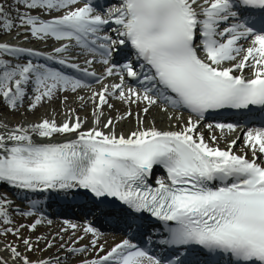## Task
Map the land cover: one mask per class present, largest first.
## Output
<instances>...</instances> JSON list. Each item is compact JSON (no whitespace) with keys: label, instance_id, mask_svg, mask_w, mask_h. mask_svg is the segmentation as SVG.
Here are the masks:
<instances>
[{"label":"snow or ice","instance_id":"1","mask_svg":"<svg viewBox=\"0 0 264 264\" xmlns=\"http://www.w3.org/2000/svg\"><path fill=\"white\" fill-rule=\"evenodd\" d=\"M81 2L0 0V37L15 29L26 40L58 42L44 53L0 39V106L15 111L27 99V110L34 111L58 94H65L66 101L67 93L90 90L87 100L79 99L85 101L82 107L91 101L94 125L105 117V107L115 108L114 99L136 106L137 128L127 136L116 134V124L134 115L125 110L104 120L107 132L97 127L83 131L85 121L67 114L62 123L42 118L28 127L0 131V184L49 194L51 200L86 213L104 205L103 215L144 235L159 221L166 236L158 243L175 250L161 260L124 239L107 254L80 264H185V250L198 257L190 264H264V164L257 162V153L264 156V127L244 134L251 160L234 153L236 139L221 149L210 146L200 131L206 114L264 112V0H118L106 11L93 0L76 7ZM249 68L251 78L243 74ZM153 107L184 110L189 118L177 131L143 127ZM207 128L236 130L231 123ZM57 134H75V139L34 140L52 141ZM210 139L217 142L215 136ZM157 167L166 179L157 178L152 186ZM10 205L0 196V224L5 226L0 235L20 240L25 252H33L41 240L46 245L41 251L56 246L55 237L33 242L20 235L25 227L34 232L42 218L7 227L12 223ZM68 229L72 235L67 241L61 237L58 251L83 256L97 247L95 239L81 244L97 236L90 224L79 229L83 235H77L76 224L61 231ZM0 264H61V257L34 262L17 246L3 244Z\"/></svg>","mask_w":264,"mask_h":264},{"label":"bare ground","instance_id":"2","mask_svg":"<svg viewBox=\"0 0 264 264\" xmlns=\"http://www.w3.org/2000/svg\"><path fill=\"white\" fill-rule=\"evenodd\" d=\"M15 33V32H14ZM12 33V34H14ZM11 34V35H12ZM9 35L8 37H1V39L3 41L6 42H10L12 45L14 46H20V47H24L26 46V44H23V41H26L27 43H29L30 41H33L34 39H25V37H17L15 34L14 35ZM16 41V42H15ZM46 47H48V45H44V49H46ZM25 48V47H24ZM41 49V47H39L38 49L35 50H39ZM236 75H240L241 73L237 72L235 73ZM247 78H251V69H246L245 72L243 73ZM100 85L94 86L93 88L95 89H99ZM90 92H81L79 94H76L75 97L69 101L68 103L63 102L64 101L62 98H60L59 96H57L56 98H54L51 103L49 105H45L44 108H41V106H43L45 103H42L41 106H38L37 109H35L34 111H28L27 108L24 109V112H22V114L24 113L23 116L20 117V119H16L14 122L12 121H7L6 119H4V117H0V131H6L7 129L10 128H14L16 126H23V127H28L31 124H34L36 122H39L42 118H49V119H55L57 123H62L65 121V119L67 118L66 114L68 116H72V118H75V115H79V117L81 118V120L85 121L83 124V131H87L92 127H97L100 130H103L105 132H107V129H103V123L104 120L106 118H114L117 115L123 113L125 110H130L133 112V117L131 120H124V121H120L116 124L115 127V132L117 135H125L127 136L131 131L136 130L137 128V122H136V114L138 112V109L136 108L135 105H132L130 108L127 105L121 104L120 102L116 101V100H111L110 102L113 103L115 105V108L113 110H109L107 107H105L104 109V113H105V117L101 119L100 124L98 125H94L93 124V117L91 115L92 112V103L91 101L87 102V107H82V105L85 103V101H81L79 99L80 96L85 97V100H87V97L90 95ZM1 110H5L6 112H10L11 115H18L20 112L19 111H11L8 110L6 107H2L0 106ZM73 110H75V113L73 114ZM166 112H162L160 110V108L158 107H153L151 109V111L146 115L145 119H144V123H143V127L146 128H150V127H155L159 130H171V131H177L179 130V128L177 127L178 124H183L185 121H187V119L189 117H183L180 119H176L175 117H178L176 115H172L169 116V114H165ZM21 114V113H20ZM142 117L145 116L144 113L140 112L139 113ZM28 116V117H26ZM24 117V118H23ZM30 117V119H29ZM169 117H174L173 119H171L170 122V127H167V122ZM170 120V119H169ZM6 126V127H5ZM176 128V129H175ZM200 131L203 133V135H207V134H211L212 136L217 137V142L213 143L212 141H206L210 144V146H216L219 147L221 149H226L228 143L233 140L236 139L238 137V141L236 143V145L240 142V136L241 134H239L237 131L234 132H228L227 129L224 130V132L222 133L220 130L218 129H205V127H202L201 124V128ZM65 134L61 135L64 136ZM60 136V134H59ZM75 138V134L71 135L70 137H59L58 140L60 142L62 141H66L70 138ZM58 140H53L54 142H57ZM241 143V142H240ZM221 146V147H220ZM242 147V151L243 153H248L250 154V151H248L247 149L244 148V146H240ZM236 147L234 146L233 150ZM236 151V149H235ZM252 154V153H251ZM243 156V155H241ZM251 156V155H250ZM257 156L259 157L258 159V163L264 164V162H261V158H263V156H261L259 153H257ZM252 159V156H251ZM264 160V159H263ZM0 187H6L9 188V186L7 185H3L0 184ZM13 190L16 195H23L25 194L23 191L21 190H17V189H11ZM0 196H3L2 194H0ZM16 208V207H15ZM11 208H9L10 210ZM14 209V208H13ZM11 228H15V227H11ZM56 231L53 230V233H55ZM58 237L55 238V247L51 248L50 250H46L44 251V253L46 255H48V257L46 259L55 257V256H60L61 257V264H80L82 259H89V258H98L99 255H101V253H98L97 255L94 253L96 250L100 251V248H103V253H107L108 251L111 250L112 247H114V244L111 240L107 239V238H103V239H99L97 240V247L90 251L87 252L86 254H83V256H77V255H71L69 256L68 253L66 251H58L59 249V244L62 242L61 241V237L59 235H56ZM63 240L67 241L70 237L69 232H64V236ZM81 244H88V241H84L81 242ZM15 245V244H13ZM73 247H76V245H72ZM19 248V250L21 252L24 253V248L22 245L17 246ZM40 247V246H39ZM91 248V247H90ZM65 257H67V259H65ZM39 260L35 261L38 262Z\"/></svg>","mask_w":264,"mask_h":264},{"label":"rangeland","instance_id":"3","mask_svg":"<svg viewBox=\"0 0 264 264\" xmlns=\"http://www.w3.org/2000/svg\"><path fill=\"white\" fill-rule=\"evenodd\" d=\"M7 6V5H6ZM14 7V6H13ZM23 9H21V11H22ZM39 42V41H38ZM28 45V47H30L31 45L30 44H27ZM32 46H34V45H32ZM59 97L60 98H62L63 100H64V97H65V95L64 94H59ZM73 99V97H71V96H67V100L65 101L64 100V102H66V103H68L69 101H71ZM51 102H46L43 106H41V108H44V106L46 105H49ZM19 112L21 113H19L18 115H11L10 114V112H6L5 110H1V108H0V117L2 116V117H4V119H6L7 121H15L16 119L18 120V119H20V117L21 116H23L24 115V113L22 114V112H24V109H21V110H19ZM166 115L167 114H169V116H172L173 114L172 113H170V112H168V113H165ZM174 116V115H173ZM26 117H28V116H26ZM24 118V117H23ZM29 119H30V117H29ZM170 122H171V119L169 120L168 119V122H167V127L169 128L170 127ZM84 127V126H83ZM82 127V128H83ZM176 129V128H175ZM69 135H71V134H65L64 136L66 137V136H69ZM60 136L57 134L55 137H54V139H58ZM210 137H212V135L211 134H207V135H204V138H205V141H211V139H210ZM53 139V140H54ZM34 140H41L39 137H34ZM213 147H216V146H213ZM221 147V146H220ZM239 155V154H238ZM6 194V193H5ZM6 197H8L7 198V200H9L10 199V195L9 194H6ZM8 215H9V218H10V220L12 221V223L13 224H9V225H7V227H18L19 225H21V224H23V225H25V223H27V225H30L31 223H33V222H31L30 221V223L29 222H27L26 221V218H22V217H20V216H18V215H15L14 214V212H12V213H8ZM27 225H25V226H27ZM3 227H5L4 225H2V224H0V230H2L3 229ZM50 231H48L46 228H41V227H37V229L34 231V232H29L28 230H27V227H25L24 229H22L21 230V233H20V235L21 236H23V237H25V238H29V239H31L33 242H35L36 241V239H37V237H44L46 240H51L52 238V236L53 235H50ZM3 244H15L14 246H20V245H22L21 244V242H20V240H18V239H16L15 237H13L12 235H0V245H3ZM23 246V245H22ZM40 246V247H39ZM46 247V245H45V243H44V241L43 240H41V242L38 244V245H36V247H35V250L33 251V252H25L24 251V253L23 252H21V253H23L24 255H26V256H28L31 260H33L34 262L35 261H37V260H40V259H46L47 257H48V255H46L45 253H44V251H41V249L42 248H45ZM24 248V247H23ZM95 249V248H94Z\"/></svg>","mask_w":264,"mask_h":264}]
</instances>
